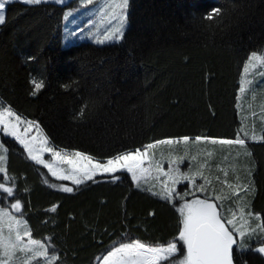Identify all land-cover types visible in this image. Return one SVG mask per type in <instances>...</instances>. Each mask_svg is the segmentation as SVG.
Returning a JSON list of instances; mask_svg holds the SVG:
<instances>
[{
	"label": "trees",
	"instance_id": "16d2710c",
	"mask_svg": "<svg viewBox=\"0 0 264 264\" xmlns=\"http://www.w3.org/2000/svg\"><path fill=\"white\" fill-rule=\"evenodd\" d=\"M75 4L5 5L0 105L39 125L55 150L83 152L96 161L170 139L173 144L155 147L161 152L156 160L164 157L165 166L169 156L185 157L182 172L207 162V192L196 191L205 184L197 176L196 188L187 182L177 187L190 193L186 199L192 193L207 197L225 215L231 208L237 216L239 205L250 202L254 215L245 219L252 227L264 222V66L241 96L248 56L264 54V0H129L124 39L105 44L95 42L97 30H88L84 40L70 34L77 12L67 16V10L79 8L74 16L81 26L83 9L94 3ZM214 8L221 13L214 15ZM33 79L44 86L35 90ZM238 136L245 147L218 142ZM0 144L8 150L12 178L6 182L0 173V183L14 186L32 237L49 246L58 264H97L121 237L165 246L178 237L180 217L172 203L136 188L126 173L77 186L52 178L1 132ZM249 182L254 194L242 189ZM61 184L74 191L51 186ZM237 186L238 197L215 199L230 196ZM15 199L3 194L0 206L10 209ZM245 243L256 248L264 236L258 233ZM235 264H264V258L246 251Z\"/></svg>",
	"mask_w": 264,
	"mask_h": 264
},
{
	"label": "snow or ice",
	"instance_id": "6c2138e0",
	"mask_svg": "<svg viewBox=\"0 0 264 264\" xmlns=\"http://www.w3.org/2000/svg\"><path fill=\"white\" fill-rule=\"evenodd\" d=\"M10 2L12 0H0V25L6 23L5 5ZM19 2L35 6L46 4L49 0H19ZM53 2L63 4L64 0H53ZM92 2L93 0H87L88 4ZM128 8L129 0H103L98 10L96 43L105 44L124 39ZM212 12L214 15H219L221 9L214 8ZM207 18L212 19L213 16L209 15ZM100 23L105 26L102 33L99 31ZM257 66H264V54L252 52L245 64V72H248L250 68L255 69ZM32 83L37 91L44 86L43 81L37 82L33 79ZM241 91H244L243 81ZM33 124V121L22 119L10 106L0 105V128L6 135L14 137L23 146L30 160L43 165L53 177L58 180H71L74 185L79 186L85 181L92 180L97 173L114 174L123 169L131 174L132 181L137 188H140L141 179L146 174L155 173L153 176L155 184L141 190L172 203L179 213L178 237L168 242L166 246L144 243L139 239L128 241L126 237H121L119 240L113 241L110 250H107L106 255L98 258L97 264H235L236 258L242 256L246 251H253L264 256V243L256 248H251L248 243H245V238L251 239L258 233L264 236V222L252 227L245 219V217L254 215L250 210V202H243L239 205V216H237V211L231 208L228 209L230 215H225L222 206L207 197L202 199L192 193L193 198L188 200L186 199L190 195L188 191L183 194L178 193L177 185L182 182H187V185L196 188L197 176L204 179L205 184H201L196 188V191L207 192L206 185H210L211 182L203 175L207 162L200 163L195 171L190 168L188 172H182L179 165L185 159L183 156H169L167 170L162 167L164 157L156 160L154 156H149L147 149H153L157 144L171 145L173 144L172 140L157 141L155 144L146 145L143 151L137 149L134 152H124L101 162L83 152L57 151L54 147L49 146L47 137L43 135L33 136L29 139L27 133ZM21 125H26L23 133L20 129ZM36 128L39 130V125H36ZM245 135H247L246 132ZM181 139L188 142L189 137ZM201 139L199 136L196 137L197 141ZM252 139H256L254 134ZM212 142L217 143L215 140ZM218 142L245 147V140L239 136L235 140H220ZM7 151V148L0 144V173L4 174L3 179L6 182L12 179L7 175ZM45 152L51 153L52 161L42 158V154ZM208 155L211 156V153ZM192 159L196 160V157H192ZM146 161L147 167H145ZM61 165L68 167L65 169ZM113 179L119 178L114 176ZM224 183L229 188L233 187L228 184L227 180ZM157 185L159 186L158 191L155 190ZM51 186L58 187L64 193L74 191L72 187L63 184ZM242 189L247 193L254 194L255 192L251 182L244 184ZM239 191L240 187L237 186V191L232 192L230 196L216 195L215 199L223 201L231 196L238 197ZM3 194L15 199L14 186L0 183V196ZM177 200L179 201L178 206L174 203ZM55 208L56 206H53L51 211H55ZM10 209L14 210V213H21V216L18 217ZM10 209L0 206V264H40L39 258H43L44 264H58V256L49 254V246L40 239L32 237L27 222L22 218L21 201L15 199V202L10 204ZM256 218L260 219L259 216ZM237 236L240 239H237Z\"/></svg>",
	"mask_w": 264,
	"mask_h": 264
},
{
	"label": "rangeland",
	"instance_id": "374dc122",
	"mask_svg": "<svg viewBox=\"0 0 264 264\" xmlns=\"http://www.w3.org/2000/svg\"><path fill=\"white\" fill-rule=\"evenodd\" d=\"M14 1H19V0H12V2H14ZM85 1V0H84ZM83 1V3H82V6L81 7H85L84 6V3H87V2H84ZM49 2H53V0H49ZM77 2V0H64V2H63V4H59V5H70V4H72V5H74L75 3ZM54 3V2H53ZM92 3H94L93 5H91L87 10H86V8H84L83 9V12H85L84 13V16L83 17H85V21L84 22H82V24H81V26H79V23H80V21L79 20H76V16H74V15H76V14H78L79 12H78V10H79V8H76V7H73V6H71L68 10H67V16H69V12H71L72 14H73V12H77L76 14H73V17H72V19H70V26H73L74 28H72V31H70V34H77V36H78V39H81V40H84L85 39V37L87 36V33H88V30H97V24H98V22H99V7H100V5L103 3V0H93V2ZM56 4V3H55ZM76 5V4H75ZM104 24H102V23H100L99 24V26H103ZM105 27V26H104ZM104 27H103V29H104ZM84 30V31H83ZM86 30V31H85ZM66 32H67V29H66ZM83 32V33H82ZM82 33V34H81ZM89 38H92L93 37V35L92 36H88ZM91 40H93V39H91ZM94 42V41H93ZM259 66H257L255 69H252V68H250L249 69V71L248 72H245V70H244V72H243V77H242V81L244 82V91H241V96H244L245 95V93H246V90H247V85H248V83L249 82H251V78H252V76H253V74H255V73H257V72H259V73H261V71H259V68H258ZM258 69V71L256 72L255 70H257ZM255 72V73H254ZM26 127V125H21L20 126V129H21V132L23 133V130H24V128ZM0 132L1 133H3L4 135H6L4 132H3V130H2V128H0ZM39 135H42V133L36 128V126L33 124L31 127H30V130H29V132L27 133V136H28V138L30 139L31 137H33V136H39ZM6 136H8V135H6ZM10 138H13V139H15L14 137H11V136H9ZM18 143V142H17ZM19 144V143H18ZM19 145H21V144H19ZM22 146V145H21ZM37 146H38V144H37ZM50 146V145H49ZM23 147V146H22ZM51 147V146H50ZM143 150H145V149H143ZM142 150V151H143ZM147 151H148V153H149V156L150 157H152V156H154V157H156V154H160L161 155V152H160V150H157L156 148H154V149H147ZM26 153V152H25ZM26 155H27V153H26ZM27 157H28V155H27ZM42 158L43 159H45L46 161H52V155H51V153L50 152H45V153H43L42 154ZM156 159V158H155ZM32 161V160H31ZM34 162V161H33ZM104 162V161H103ZM35 163V162H34ZM36 164V163H35ZM37 165H40V164H37ZM41 167H43V165H40ZM148 166V164H147V161L145 162V167H147ZM61 167H63V168H65V169H67V165H61ZM162 167H163V169L164 170H167V167L168 166H165L164 165V163H162ZM47 172H48V169L47 168H45V167H43ZM126 173L128 176H129V178H130V180L132 181V178H131V174L130 173H128L126 170H123V169H121V170H119L118 172H116V173ZM49 173V172H48ZM116 173H114V174H116ZM114 174H109V173H97V175L94 177V178H96V177H101V176H111V175H114ZM49 175L52 177V178H54V179H57L56 177H53L52 175H51V173H49ZM155 175V173H151V174H146V176L144 177V178H142L141 179V181H140V185H141V187L140 188H138V189H147L149 186H151V185H153V184H155V180L153 179V176ZM93 178V179H94ZM58 180V179H57ZM61 181H66V182H69V183H71V184H73L72 183V181L71 180H61ZM85 182H87V181H85ZM84 182V183H85ZM132 183L135 185V187L137 188V186H136V184L132 181ZM183 183L184 182H182L181 184L183 185ZM181 184H179V185H181ZM74 185V184H73ZM177 187H178V185H177ZM155 190H159V186L157 185L156 186V188H155ZM178 190V189H177ZM178 193L179 194H181L180 192H179V190H178ZM237 239H240L239 238V236H237ZM181 244H182V242H181ZM258 255H260L259 253H257ZM261 257H263L264 258V256H262V255H260ZM39 260H40V264H44V260H43V258H39Z\"/></svg>",
	"mask_w": 264,
	"mask_h": 264
}]
</instances>
